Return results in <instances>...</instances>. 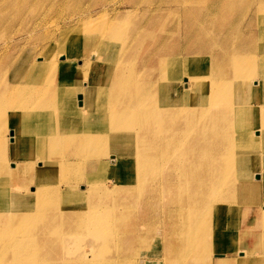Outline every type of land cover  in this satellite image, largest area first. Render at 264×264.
Masks as SVG:
<instances>
[{"label": "bare ground", "instance_id": "6f19581e", "mask_svg": "<svg viewBox=\"0 0 264 264\" xmlns=\"http://www.w3.org/2000/svg\"><path fill=\"white\" fill-rule=\"evenodd\" d=\"M35 1L0 0V25H3L2 27L6 26V30H8V27L19 30L20 26L25 25V21H28V10L32 12L31 3ZM135 1H132L133 4L140 2L138 0ZM143 1L148 3V7L144 9L142 16L145 17V12L147 11L151 12V14L146 21L144 20L138 26H134L130 33H138L145 29L151 30L154 24L151 22L153 14L160 20L162 14L171 15L173 12H178V17H180L177 18L178 20H175L176 18L173 19V27L171 26L166 31V36L178 35L186 38L189 44L193 43L192 47L188 44L179 48L178 45L175 50L180 49L182 51L185 50L186 53H194L198 49L200 53L208 54L205 55V58L207 56L209 62L205 64L203 72H199L198 67L197 69L193 68L192 72L195 76L185 77L183 74L185 72L184 65H182V61L179 58H171L169 60L160 58L157 61L162 69L159 80L162 79L163 83L156 78L154 79L153 56H147L145 52L149 49L151 42L153 48L158 49L157 52L162 51L164 43L160 41L163 37L160 36L153 41V31H146L139 39L137 48L136 45H133V56L131 54L128 57L130 59H124L125 52L128 49L127 41L123 37V32L126 30L124 21L128 19L129 15H122L121 12L110 15L112 12L101 11L102 9L97 15H84L82 19L84 18L85 24L80 23L82 25L78 27L80 29V27L86 25L98 26L99 32L94 35L95 37L97 36L94 44H100L106 40L108 44H101L102 48H106L111 41H116L115 45L121 50L117 58H120V62L116 63L111 69L106 67L104 64L105 60H102L103 57L101 58V55H104V51H101L100 48L89 49L86 45L85 51L81 50L80 52L77 47L70 46L69 52L61 53H65L61 58V63L57 62L58 54L57 56L52 54L49 57V54L52 53V48L44 52L46 57H43L44 61H41L42 64L33 62L28 67L24 63L25 61H22V68L25 67L26 74H24L21 81L18 80L17 74H15L18 64L16 62L17 59L14 62L12 61V64L16 65L13 70L14 73L11 71L15 81L6 82L5 88L0 86V106L6 105L5 108L8 109L17 105V100L26 101L27 94L33 91L36 92L35 99L39 100L40 97V100L41 98L43 99V103L37 102V106L34 105L32 108L27 107L26 109L31 121L34 124L37 123V125H29L27 129L21 128L17 130L14 128L10 131L9 141L12 143L10 146L12 153L8 152V148H5L3 144V139L0 138V177L6 181L13 176L21 177L22 180L32 177L39 182L38 188L33 191L37 197V202L32 209L20 203V199L23 196L21 194L13 196V201L10 203L12 207H16L18 210L16 213H11V211L8 213V208L0 201V256L9 253V251L11 252V258L7 259L4 264H105V255L96 254L98 251L96 249L98 245L94 243L96 239L108 238L106 236L108 232L115 239L119 238L122 235L121 233L128 232L124 237V241L128 243L136 239L139 219L131 217L129 221H125L124 219L128 218L127 214L118 205L115 206L108 203L110 208L108 207L103 211L98 208L97 204L89 206V211L83 212L85 216L82 221L79 220L80 214L77 217L78 213L68 212L66 211L67 209L65 211L61 210L60 204L57 202L59 201L60 193L63 192H61L58 185L49 187L46 184L58 178V172L62 177H65L64 180H67L66 184L71 186L75 179L101 182L104 179L103 176L107 174V169L110 168L111 171L117 173L116 178L121 184L117 188L111 189L112 191L105 189L104 195L108 197L117 195L119 197H127L130 193V197L133 194L131 192L134 191V187L130 188L129 184H127L128 182L132 180L136 183L137 188L142 189V184L145 180L152 181L153 164L155 166H157V163L172 165V159H178L183 162V167L177 166L180 171L172 174L170 181L164 184L167 189L168 207L171 208L172 213H176L178 221L180 220L183 225H186L185 234L178 235L177 239L180 238L187 241L193 233L206 232V245L208 243L211 245L215 234L224 235L227 225L230 227V224L233 223L231 209H235L234 206L238 205L234 203L238 196L240 198L246 196L245 191L249 187L244 182L247 181H240L233 177V174H225L222 181L216 180L222 176V163L230 166L239 165L245 167H253L262 162L264 163V152L262 153L264 151V72L257 73L261 76L259 78L255 76L249 78L247 74H250L253 70L255 71L254 65H248L249 55L242 57L240 53L244 49L259 47L261 50V62H264L262 59L264 58V0L256 1L258 2L257 8L254 9L253 15L250 17L251 19L253 18L252 23L254 20L258 22V26L257 29H253V26L247 29L248 33L246 35L249 38V45H247L246 41L247 44L242 43L245 44V46L243 45L244 49L238 51L237 47L234 50L226 49L222 52L216 50L217 38L219 39L217 35L229 33V35L235 37L234 34L238 36L241 31L246 33L244 29L241 30L239 25L234 24L236 21V16L234 15L236 13L237 16L238 14L242 15L244 12V15H248L244 6L249 0H201L202 6H199L200 8H194L189 4L192 0ZM54 2L55 0H51L50 3L53 5ZM47 5L49 6L50 4ZM34 7L33 14L30 15L29 19L33 20L34 23L36 22V24H40L46 18V12H35L38 6L35 5ZM135 8L141 9V3L140 6H137L136 3ZM135 8L133 10L137 11L138 9ZM50 10L47 12L48 14ZM155 25L163 32L164 25ZM109 27L112 28V33L107 31ZM10 31L12 32V29ZM69 31L70 29L66 32L68 33ZM88 31L92 32L91 29ZM120 37L123 39L118 41L117 38ZM66 40L62 36L61 40L54 45L64 47L68 45ZM5 44L8 47V39L5 40ZM192 49H195V51ZM55 53H58V50ZM84 54H87V58L92 55L94 57L93 60L87 64L85 60H81L82 63L76 66L72 62L75 58L74 56H84ZM244 54H249V52ZM104 58L106 59V56ZM133 63L134 66L132 67ZM127 64L131 65L130 68ZM198 66L200 67L201 65ZM43 67L55 74L60 72L61 77L65 78V84L55 85L52 83L54 78H56L55 76H53V80L50 83L49 81L47 83ZM111 70H113L112 73ZM28 71L32 73L42 71V78L45 81L42 92H39L37 88L39 79L28 76ZM68 72L73 73L74 77L69 78ZM81 75L91 78L92 83L98 87L103 85V89L98 88L97 90V88L87 87L85 92L82 91L79 85ZM109 76L111 77L108 78ZM116 77H127L130 79L117 82L115 81ZM137 79L140 82L136 87ZM174 79H178V81L184 80L190 86L184 90H178L172 84L175 81ZM194 79L200 80L195 81ZM230 79L238 81L233 87L234 90L231 89L232 91L227 89L231 86L230 82H227ZM104 80L106 81L105 85H101ZM127 83H130V87H126ZM238 83L242 89H239ZM13 88L18 90L13 93L11 91ZM207 88L210 91L202 96V100L196 101L201 99L200 93L207 90ZM79 93L83 94V103L76 105L75 96ZM253 99H255V103ZM235 101L236 105L234 104ZM230 110L236 113L234 120L231 123L230 119L222 123L223 118H227L223 117L224 114L231 112ZM4 115L2 108H0V116ZM14 116L15 114L8 113L1 121L2 126L7 127L10 123L8 119ZM48 128L51 129L52 133L45 136V138L40 137L39 131ZM128 131H134V136L132 135L134 138L133 144L126 141L128 137L124 139V134L128 133ZM37 139L41 140L40 147L36 150L34 149L35 147L29 148L24 152L23 147L26 148V145L32 144ZM180 142H183V145H180ZM258 143L261 144L258 145ZM13 152H17V154ZM175 153L182 154L183 157H179ZM107 156H111L109 161H103V158ZM11 157L19 158L21 161L18 165L16 162H12V166L13 164L16 166H13V169H10L7 165ZM47 157L49 160L46 159ZM41 158H44V161L40 160ZM130 161L134 164V169L130 167L124 168L125 170L121 173L122 166L126 165L127 167ZM77 163L80 168L75 171L73 167L76 168ZM37 165H39V168L36 169L35 173L28 172L30 170L29 167H36ZM88 166L90 171L87 169ZM214 168L217 169V172L211 174L210 170ZM26 172L28 173L26 174ZM249 173H252V171ZM55 174H57V177ZM191 175L193 176L189 178L188 176ZM203 176L209 180L223 183L225 186L223 188H215L209 185L207 181H202ZM261 177L264 180V171H262ZM68 189H65L67 193L74 191ZM96 189H98L97 186H94L90 191L94 193ZM164 195L166 196V194ZM254 195L252 194L251 197L254 198ZM19 196L21 198L17 200ZM95 197L97 196L95 195ZM108 197L106 198L108 199ZM226 197L231 198L232 202L225 200ZM174 199L179 201L178 205L172 204ZM58 204L59 206H57ZM263 206L264 203L261 206H257L255 213L256 222L255 224L253 223V226L264 224V216H261L258 212V209ZM21 208L24 209L20 211ZM26 209L31 210V212H25L24 210ZM244 213L247 212L244 211ZM140 214L141 212L139 216ZM201 214L204 215L205 221L214 220L213 228L199 221L197 223L198 227H196V230L199 231L194 230L195 220ZM111 217L116 218L115 221L111 222L109 220ZM158 218L160 217L158 216ZM65 219L72 226L74 224L79 225L82 222V224L90 228L89 230L93 229L92 240L95 241L86 244L88 249L86 247L81 249L79 253H72L70 249L71 242H68L71 238L65 241L63 233H60L63 230L61 227ZM2 225H7V228L3 229L4 226ZM33 230H36L37 234L40 235L41 243L39 246L41 250L36 242L37 234L33 233ZM252 230L250 228L242 229L238 234L239 237H229L228 248L226 250L223 249V252L218 251V254L227 255V252L236 249L235 251L240 256L246 258L247 249L254 248L257 250L261 246L260 240L264 238L263 229L257 235H253L252 244L255 247L250 248L251 245H249L247 237L252 233ZM174 235L171 236L169 234L167 242L171 240L174 242ZM111 239L113 241V238ZM198 239H196V242ZM101 247H103L102 244L100 245ZM34 251H36L35 254L38 258L34 257L30 263H27L28 260L26 259L35 255ZM89 251L93 253L92 257L89 256ZM260 254L258 257H254L256 260L253 259V261L264 263V256ZM188 255L194 258L200 256L193 249ZM72 261L73 263H71ZM246 261L248 260L240 259L238 264ZM150 262L148 259H144V263H140L149 264ZM180 262L183 263L182 261Z\"/></svg>", "mask_w": 264, "mask_h": 264}, {"label": "rangeland", "instance_id": "374dc122", "mask_svg": "<svg viewBox=\"0 0 264 264\" xmlns=\"http://www.w3.org/2000/svg\"><path fill=\"white\" fill-rule=\"evenodd\" d=\"M36 1L42 2V3L44 2V3L39 4ZM36 1H35L36 3L35 2L31 3L32 5L30 4L31 9L33 7V10H32V12H30L28 10V12H29L28 13V21H25V23H24L26 25V27H25V25H22V26H20L19 30L17 28L8 27V30H6V28H7L6 26L2 27L3 25L2 26L0 25V29H1L0 32L2 31L0 33V49H2V50H0V86H1V88L2 87L5 88L6 82L9 83L11 81L12 82L15 81V78H13V73H14L13 70H14L16 65L12 64L15 59H17L16 62L18 63L17 64V70H16L15 74H17L18 80L21 81L24 74H26V70L24 69L25 67L22 68L21 62L25 61L24 63L27 64L28 67H30L32 65L31 63H33V62H36V64H42L41 61H44L43 57L44 56L46 57L44 52H46V50H48L49 48H52V51H51L52 53L49 54V57H51L52 54H56V56L58 54V57H57L58 63H61V61H62L61 58H62L63 54H65V53H63V54H61V53L62 52H69L70 46H75V48L77 47L79 52L81 50L85 51V45L89 49L90 48H95V49L100 48L101 51H104V55L103 54L101 55V58L103 57L102 60H105L104 64L106 65V67L111 69V67L115 66L116 63L120 62V58L119 59H117V58L119 57V53L121 52V50H119L117 48V46L115 45L116 41H114V42L111 41L106 48H102L101 44H103V43L108 44L106 40L103 43L94 44V42L97 39V36L95 37L94 35H96L99 32L97 29L98 26H94V25L87 26L86 25L84 27H80V29L78 27L82 24H85V22L83 21L84 18L82 19V17L84 15H86V16L97 15L99 12L105 11V10L108 11V13L112 12L110 15H112V14L115 15L116 12H121L122 15H126V14L129 15L128 19H126L124 21V24H125L124 27L126 28V30H124V32H123V37H124L125 41H127L126 43L128 44V49L125 52L124 59H130L128 57L133 53V48H134L133 45H136V48H137V45L139 44V39L145 34L146 31H153V33H152L153 34V41L156 38H159L160 36L163 37V39L160 41L161 43H164V47H163L162 51L157 52L158 49L153 48V45L151 42L149 49L145 52V54L147 56H149V55L153 56V58H152L153 63H154L153 64V78L154 79L156 78L159 82L163 83L162 79L159 80V75L162 72L161 71L162 69H161V66L158 65L157 61L160 58L166 59V60H169L171 58H179L182 61V65H184L185 72L183 74L185 75V77H188V76L194 77L195 76V74L192 72L193 68L197 69V67H198L199 72H203L204 68H205V64H207V62H209V59L207 58V56L205 58V55H208V54L200 53L198 51V49L194 53H186L185 50L182 51L180 49L175 50V47L178 45H179V48L180 47L182 48L185 45L189 44V41L186 38H182L178 35L166 36L167 35L166 31L169 30V28L171 26L173 27V19L176 18L175 20H178L177 18L180 17V16L178 17V12H173L171 15L162 14L160 16V18H161L160 20L155 17L156 16L155 14H153L151 22L154 24L161 25V26L164 25L163 32L161 30H159L160 28H158L156 25L154 26V24H153V28L151 30L145 29V30H142L141 32H138V33H135V32L130 33V31L132 30V28L134 26H136V25L138 26L144 20L146 21L147 18L149 17V15L151 14V12L147 11V12H145L146 16L145 17L142 16V14H143L142 12L144 11L145 8L148 7L147 6L148 3L143 1V0H138V1H140L139 3L136 2L137 0L136 1L135 0H77V1L76 0H62V1L61 0H55L53 5L50 3L51 0H47L48 2L46 0H43V1L42 0L41 1L36 0ZM132 1H135L137 3V6H140V3H141L142 8L141 9L135 8L136 3L133 4ZM256 1L257 0H249V2L248 1L246 2L244 9L245 10L247 9L248 15L247 14L244 15L245 12L242 15L238 14V16H237V13L234 15V16H236L235 20L237 21L236 22L233 19L235 21L234 24L239 25L241 30L244 29L246 33H244V31H241L240 35H238V36L236 34H234L235 37L229 35V33H227V34L226 33H220V35H217L219 37V39L217 38L218 44L216 45V50L222 52L226 49H233L234 50V48L238 47L237 50L239 51L240 49L245 48V47H243V45L245 46V44H247V43H248L247 45H249V42H248L249 38H247L248 36L246 35L248 33L247 29H250V26L251 27L253 26V29H257V26H258V24H257L258 22L254 20V22L252 23L253 18L252 19L250 18L253 15L254 9L257 8L258 2H256ZM47 4H50V5L48 6ZM189 4H191L194 8H200L199 6H202V1L201 0H192L189 2ZM33 5L38 6L36 8L37 10H35V12H38V11L39 12L40 11L46 12V16H45L46 18L44 19V21H41V23H40L41 26H40V24H36V22L34 23L33 20L29 19L30 15L33 14V11L35 9V7ZM71 5H73V6H71ZM50 6H52L53 9H52V7L50 8ZM254 6H256V7H254ZM111 7H113L114 9ZM251 7H252V9H251ZM45 8H46V10H45ZM75 8H76V10H75ZM133 8L138 9V10L134 11ZM54 9H56V10H54ZM112 9H113V11H112ZM153 9H154V6H153ZM49 10H50V12L48 14L47 12ZM85 10H86V12H85ZM82 13H83V15H81ZM76 15L78 18L75 17ZM254 19H255V17H254ZM80 23H82V24H80ZM34 26L36 28L37 27L38 28L36 29ZM21 28H23V29H21ZM11 29H12V32L10 31ZM69 29L71 31V32L69 31L70 34H68L69 32L68 33L66 32ZM74 29H76V30H74ZM89 29H91L92 32L88 31ZM28 30L31 32H29ZM3 31H5V32H3ZM20 31H21V33H20ZM26 31H28V32H26ZM107 31L109 33H112V28L109 27ZM24 33H25V35H24ZM63 33H64V35H62ZM6 35H8V36H6ZM148 35H146V36H148ZM62 36L64 39H67L66 42L68 41V45H66L64 47L55 46L54 44L57 43L58 41H60ZM239 36H240V38H239ZM241 36H242V38H241ZM121 37L117 38V40L120 41L121 39H123ZM10 38H12V39H10ZM16 38H18V39H16ZM149 38H151V36H149ZM244 38H245V40H244ZM7 39H8V47L5 44V40H7ZM3 41H4V43H3ZM234 41H236V42H234ZM246 41H247V43H246ZM242 43H245V44H242ZM189 45L192 47L193 43H190ZM251 48H248L246 50L244 49L246 52H249V54H244V53H246L244 50L240 51V53H241L242 57H246L247 55H249L248 65L249 66L254 65L255 71L253 70V72H251L250 74H247L248 77L251 78V77L255 76L256 78H259L261 76H259L257 73H263L264 72V62H261V50L259 47H251ZM5 49H6V51H5ZM57 50H58V53H55V52H57ZM192 50L195 51V49H192ZM175 55H177L178 57ZM84 56L75 55L74 56L75 58L72 60V62H74L76 64V66H79L82 63L81 60H85V63L87 64V63L91 62L94 58V57H92V55L90 58H87V54H84ZM105 56H106V59L104 58ZM132 56H133V54H132ZM40 58H42V59H40ZM6 59H8V60H6ZM262 59L264 61V58H262ZM250 62H251V64H250ZM254 62H255V64H254ZM13 65H14V67H13ZM198 65H201V66L199 67ZM127 66L130 68L131 65L129 66V64H127ZM133 66H134V63L132 64V67ZM45 70H46V68L43 67V72H44V75L46 74L45 79H46L47 83H48V81L50 83V81L53 80V76H55L56 78H54L52 83H54L55 85L65 84L64 83L65 78L61 77L60 72H57V74H55L54 72L49 71V69L46 70V72H45ZM112 72H113V70H111V73ZM68 74H69L68 75L69 78L74 77L73 73L68 72ZM28 76H32L36 79H39L37 81L38 82L37 88H38L39 92H42L43 86H45L44 78H42V71L36 72V73H32V72L28 71ZM110 77L111 76H109L108 78H110ZM80 79H81V81H80L79 85L82 88V91H84V92H85V89H87V87H92L94 89L97 88V90H98V88L103 89L102 84L105 85V83H106V81L104 80L101 83L102 86L98 87L97 85L92 83L91 78H89V77H85L84 75H81ZM128 79H130V78L116 77L115 81L122 82L123 80H128ZM107 80L109 81V79H107ZM174 80L175 81L172 82V84H174V87L176 86V88L178 90L179 89L184 90L185 88L190 86V85H187L184 80L183 81H178V79H174ZM194 80L197 81L200 79H194ZM139 82H140V80L137 79L136 87H137V84ZM227 82H230V84H231V86H229V88H227V89L232 91V90H234L233 87L235 86V84H237L238 81L236 82V80L230 79ZM126 87H130V83H127ZM238 87H239V83H238ZM240 88L241 87H239V89ZM17 90L18 89H14V88L11 89V91L13 93H15ZM124 90H126V89H124ZM209 91H210L209 88H207V90L202 91L200 93L201 99H197L196 101L202 100L203 99L202 96L207 94ZM35 96H36V92L33 91V92L27 94L26 101L17 100L16 101L17 105H15V106L9 107L8 109L5 108L6 105L0 106V108H2V112L5 114L4 116H0V138L3 139V141H4L3 144H4L5 148H8V152H10V153H12V151L10 149V146L12 143H10V141H9L10 131L14 128H16L17 130L21 129V128L27 129L29 127V125L30 126L31 125H37V123L34 124V122L31 121L29 114L26 110L27 107L32 108L34 105L37 106V104H36L37 102L38 103L41 102V104L43 103L42 98L40 100V97H39V100H38V99H35ZM253 102L255 103V99H253ZM75 103H76V105H78V94H77V96H75ZM234 104L236 105V101L234 102ZM230 111L231 112H228L226 115L224 114V116H223V114H221V116L227 117V118H223V120L221 121L222 123L227 122L229 119H230V123L234 120L236 113L233 112L232 110H230ZM13 112H16V113H13ZM8 113L15 114V116L11 119H8V121L10 123L7 127L6 126L4 127V126H2L1 121L6 117V115ZM234 113H235V115H234ZM30 115H32V114H30ZM25 116H27V117H25ZM51 133H52V131L49 128L48 129H42L39 131L40 137H43V138H45V136L50 135ZM126 133L124 134V139H126L128 137V139H130V140L126 139V141L131 142V144H133L134 131H132V132L128 131V133L127 134ZM130 136H131V138H130ZM153 136H155V135H153ZM33 143H34V145H32ZM33 143L26 145L27 149L23 147L24 152L27 151L29 148H33V147H35L34 149L36 150L38 147H40L39 145H41V140L40 139L34 140ZM127 144H129V143H127ZM260 144L261 143H258V145H260ZM180 145H183V142H180ZM263 152L264 151H262V153ZM13 153L17 154V152H13ZM43 155H45V154H43ZM176 155L179 157H183L182 154H176ZM54 158H56V157H54ZM110 158H111V156L104 157L103 161L108 162ZM10 159L8 160L9 162L7 163L8 167L10 169H13L14 167H16V166H14V164H13L14 167L12 166V162H16L17 165H18V163L21 162L19 160V158H12L11 157ZM46 159L49 160L48 157ZM40 160L44 161V158H41ZM156 165L157 166H155L153 164L152 181L145 180L144 183L142 184V189L137 188L135 185L136 183H134L132 180H131V182L127 183V184H129L130 188L134 187V191L131 192L133 194H131L130 197H129L130 193L127 195V197H119L118 195L114 196V197H111V196L108 197V196L104 195L105 189L112 191L111 189H115L121 184V182L118 181L116 178L117 173L111 171L110 168L107 169V174H105L106 176H103L104 179L101 178V179H103V180H101V182H93V181L90 182L87 179H75L72 183L73 185L68 186L66 184L67 180H64L65 177H62V175H60V173L58 172V178L52 180L51 182L49 181L46 183L49 187H51L53 185H55V186L58 185L60 187V190L63 193H60L59 201L57 203L60 204L61 210L65 211V209H67L66 211H68V212H73L76 214L78 213L77 217L80 214L81 216L79 217V220H81V221L83 220V218L85 216V215H83V212H88L89 208H90L89 206H92L94 204H97L98 208H101L102 211L106 210L109 207V204H112L115 206L118 205L119 208H121L127 214L128 218L127 219L125 218L124 219L125 221H129L131 217H133V218L136 217L139 219V220L137 219L139 222L138 231H137L138 235H137L136 239H134L130 243L124 241L125 240L124 237L126 236V233H128V232L121 233L122 235H120L119 238H117V239H115L108 232V233H106V236H108V238L100 239V240L96 239V241L92 240V236L94 234L92 232V230H93L92 228H91V230H89L90 228H88L85 224H82V222L79 223V221H78L79 225L74 224L73 225L74 229H73V226L68 224L67 223L68 221L66 222V219H65L64 220L65 222L62 223V227H61V229H63V230L60 231V229H59V231H60V233H63L62 235L65 238V241H67V239L71 238L70 240H68V242H71V248L70 249H71L72 253H75V254L79 253V252H81V249L86 248V247L88 249V245H86V244H89L90 242L95 241L94 243H96L98 245L96 247V249L98 250L96 252V254L105 255V258H104V260L106 261L105 264H114V263L115 264H134V263L135 264H141L140 262L144 263V259H148L149 261H151L149 264H156V263L157 264H236L237 263L238 264L240 259L248 260L246 262H243L242 264H264V263H259V262L253 261V259H255L254 257H258L260 253H261L260 255L264 256V238L260 240L261 246H259L257 250H255L254 248L247 249V256H245L246 258L240 256L239 253L237 251H235L236 249L234 251L227 252V255L218 254V251L223 252L224 251L223 249L226 250V248H228V242L230 241L229 237H232V238L239 237L238 234L241 232V230L247 229V228L253 229L252 233H250L248 235L247 240L250 243L249 245H251L250 248L255 247L252 244L253 235L254 236L257 235L258 232H260L261 230L264 229V224L263 225L260 224V226H258V224H256L253 226V223L255 224V222H256V220H255L256 208L258 205L261 206L264 203V180L261 177L262 171H264V163L263 162L258 164V165H254L253 167L251 166L252 168L251 167H245V166H239V165L238 166L237 165L230 166L229 164H226V163L221 164V166L223 167L222 176L219 177L216 181H222L225 174H233V177H236L238 180L243 181V182L247 181V182H244V184H246L249 187V189L247 191H245L246 196L244 198H240V196H238L236 198L237 200L234 201V203H237L238 205L234 206L235 209H231V218H233V223L230 224L231 226L229 227L227 225V227H226V225H225L226 231L224 232L225 233L224 235H222V234L219 235L216 233L214 236V240H212L211 245H209V243H208V245H206L207 244L206 240H205V239H207V235H205L206 232L193 233L188 238L187 241L180 239V238L177 239L178 235H181V234L184 235L185 234V226L186 225H183L180 220L178 221V219L175 215L176 213L175 214L172 213L171 208L168 207V198H167V193H166L167 189L165 188L164 184H166V182L170 181L169 179L172 177V174L180 171L179 169L181 167H183V162L178 160V159H172V165L166 164V163H161V164L157 163ZM177 166H179L180 168L179 167L177 168ZM122 167L123 168L121 169V173H123V171L125 170L124 168L130 167L131 169H134V164L130 161L129 165L127 167H126V165L122 166ZM29 168H30V170L28 172H32V173L34 172L35 173L37 171L36 169L39 168V165H37L36 167L33 166V167H29ZM79 168H80V165H78V163H77L76 168L73 167V170L78 171ZM216 168L211 169L210 173L211 174L216 173L217 172ZM87 169L90 171L89 166L87 167ZM244 171L246 174L244 173ZM250 171H252V173H249ZM28 172H26V174ZM55 175L57 177V174H55ZM192 176L193 175L188 176V177L191 178ZM247 178H248V180H247ZM0 179H2V178L0 177ZM49 179H51V178H49ZM9 180H7V181L5 179L0 180V201L3 204H5V207L8 208L7 209L8 213H10V211H11V213L18 212L16 207H12L10 204L13 201V196L18 195V194H21L23 196H22V198L19 196L17 198V200H19L21 198L20 203H23L24 205H27V207L29 209H32L37 202V197H36V195H34L35 193L33 191L35 190V188H38L37 185L39 184V182L35 178H32V177H28V178H25L22 180L21 177H18V176H13ZM3 181H5V182H3ZM202 181H207L209 183V185H212L215 188H219V187L223 188L225 186V184H223V183H218L214 180H209L208 178H205L204 176H203ZM232 182H233V179H232ZM5 184H7V185H5ZM112 185H114V186H112ZM94 186H97L98 189H96V192L94 191V193H93L90 190ZM160 188H162V189H160ZM65 189H68L70 191L74 190V191L67 193ZM12 190H13V192H11ZM224 191H225V189H224ZM164 194H166V196ZM252 194H255L254 198L251 197ZM95 195L98 197V199H97V197H95ZM92 196H94V197H92ZM31 197H33V198H31ZM106 197H108V199ZM161 198H162V201H161ZM225 200H227V201L230 200L232 202V199L229 197H226ZM92 202H94V203H92ZM102 202L104 203L103 205H102ZM170 203H172V202H170ZM178 203H179V201L174 199L172 204L178 205ZM242 203H243V205H242ZM59 204L57 206H59ZM183 205H185V203H183ZM122 206L125 208H123ZM23 209L24 208H21L20 211ZM71 209H72V211H71ZM238 210H239V212H238ZM24 211L25 212H29V211L31 212V210H28V209H26ZM244 211H246L247 213H244ZM131 212H132V215H131ZM140 212H141V214L139 216ZM258 212L261 216H264V206L261 209H258ZM228 214H230V213H228ZM158 216L160 218H158ZM169 218H170V220H169ZM238 218H239V220L237 221ZM107 219H109V218H107ZM115 219L116 218L111 217L109 220L111 222H113V220L115 221ZM175 220H177L178 223H176L177 221H175ZM199 221H201L204 224L213 228L214 220L212 219L209 221H205L204 215L201 214L195 220L196 224L193 225L195 231H199V230H196V227H198L197 223H199ZM185 222H186V220H185ZM248 223L250 224L249 226H248ZM177 224H179V225H177ZM2 226H4V225H2ZM6 226L7 225H5L3 227V229ZM178 227H179V229H178ZM33 233L37 234L38 232L36 230H33ZM169 234L171 236L175 234L174 235V242L172 240L167 242L169 240ZM36 236H37L36 242L38 243V247L41 250V248L39 246V244L41 243L40 235L37 234ZM111 238H113V241ZM196 239H198L197 242H196ZM116 241H117V243H116ZM100 243L103 245V247H101V248H100V245H101ZM110 243L112 246L110 245ZM38 247H37V249H38ZM123 247H125V248H123ZM210 248H212L211 249L212 251L210 250ZM89 249H90V247H89ZM192 249L196 250L200 254V256L198 258H194V257L188 255V254H190ZM219 249H222V250H219ZM35 253H36V251H34V254ZM88 254L90 257L93 256V253L91 251H89ZM10 256H11L10 251H9V253L1 255L0 256V264H4L7 261V259L11 258ZM184 256H185V258H184ZM34 257L38 258V256L36 254L31 256V257L29 256V258L26 259V260H28L27 263H30V261H32L34 259ZM180 261H182L183 263H181ZM71 263H73V261Z\"/></svg>", "mask_w": 264, "mask_h": 264}, {"label": "water", "instance_id": "95a60500", "mask_svg": "<svg viewBox=\"0 0 264 264\" xmlns=\"http://www.w3.org/2000/svg\"><path fill=\"white\" fill-rule=\"evenodd\" d=\"M78 103L81 105L83 103V94L79 93L78 94Z\"/></svg>", "mask_w": 264, "mask_h": 264}]
</instances>
